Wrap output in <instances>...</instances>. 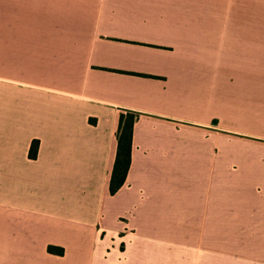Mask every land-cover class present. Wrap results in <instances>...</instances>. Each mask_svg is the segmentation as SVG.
I'll return each instance as SVG.
<instances>
[{"label": "crops", "instance_id": "0c3cea01", "mask_svg": "<svg viewBox=\"0 0 264 264\" xmlns=\"http://www.w3.org/2000/svg\"><path fill=\"white\" fill-rule=\"evenodd\" d=\"M0 264H264V0H0Z\"/></svg>", "mask_w": 264, "mask_h": 264}, {"label": "trees", "instance_id": "16d2710c", "mask_svg": "<svg viewBox=\"0 0 264 264\" xmlns=\"http://www.w3.org/2000/svg\"><path fill=\"white\" fill-rule=\"evenodd\" d=\"M139 113L133 110L122 112L118 129V150L111 179V192L115 193L125 182L132 159L134 124ZM37 141H34L31 154L36 153ZM49 251L63 254L64 248L49 245Z\"/></svg>", "mask_w": 264, "mask_h": 264}]
</instances>
